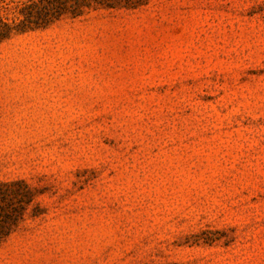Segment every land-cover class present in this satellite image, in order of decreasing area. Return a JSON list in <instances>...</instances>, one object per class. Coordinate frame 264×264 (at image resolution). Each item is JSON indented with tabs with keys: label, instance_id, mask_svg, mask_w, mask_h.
I'll return each mask as SVG.
<instances>
[{
	"label": "rangeland",
	"instance_id": "374dc122",
	"mask_svg": "<svg viewBox=\"0 0 264 264\" xmlns=\"http://www.w3.org/2000/svg\"><path fill=\"white\" fill-rule=\"evenodd\" d=\"M8 182L0 264H264V0H0Z\"/></svg>",
	"mask_w": 264,
	"mask_h": 264
},
{
	"label": "trees",
	"instance_id": "16d2710c",
	"mask_svg": "<svg viewBox=\"0 0 264 264\" xmlns=\"http://www.w3.org/2000/svg\"><path fill=\"white\" fill-rule=\"evenodd\" d=\"M76 1L79 3L87 2V0ZM46 9L47 5L43 4V6L39 8V12L44 11ZM1 33L3 37H5L6 34H4V32ZM19 184L23 183H0V242L4 240L11 232L12 226L10 224V221L14 223L17 217H20L23 211L22 205H24L25 202H28L30 200L29 197L31 195L32 190L27 185V191L11 189V187L17 186ZM4 186L6 187V189L4 188ZM15 201L16 203H14Z\"/></svg>",
	"mask_w": 264,
	"mask_h": 264
}]
</instances>
